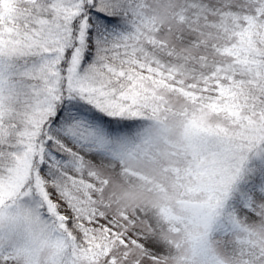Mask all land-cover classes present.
<instances>
[{
    "label": "snow or ice",
    "instance_id": "snow-or-ice-1",
    "mask_svg": "<svg viewBox=\"0 0 264 264\" xmlns=\"http://www.w3.org/2000/svg\"><path fill=\"white\" fill-rule=\"evenodd\" d=\"M0 264H264V0H0Z\"/></svg>",
    "mask_w": 264,
    "mask_h": 264
}]
</instances>
